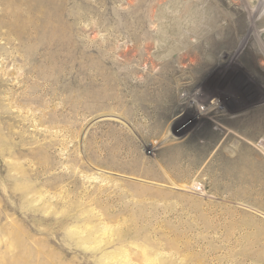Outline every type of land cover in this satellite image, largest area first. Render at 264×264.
Here are the masks:
<instances>
[{
  "label": "rangeland",
  "instance_id": "374dc122",
  "mask_svg": "<svg viewBox=\"0 0 264 264\" xmlns=\"http://www.w3.org/2000/svg\"><path fill=\"white\" fill-rule=\"evenodd\" d=\"M54 3L0 0V264H264V65L163 59L211 0Z\"/></svg>",
  "mask_w": 264,
  "mask_h": 264
},
{
  "label": "bare ground",
  "instance_id": "6f19581e",
  "mask_svg": "<svg viewBox=\"0 0 264 264\" xmlns=\"http://www.w3.org/2000/svg\"><path fill=\"white\" fill-rule=\"evenodd\" d=\"M22 1L25 2L26 5L22 7L24 10L19 9L20 11L29 10L44 13L45 11L57 12L60 8L59 6L57 7L54 0H34V5L32 6L28 5L29 1L32 0ZM222 1L223 0H211V16L206 18V20L209 21V27L206 28L201 26V22L204 21L205 15L200 11L198 12L199 14H195L196 19L198 18V22L195 26L188 30L180 28L174 30L172 35L176 38L171 41L168 49L167 41L163 38L156 44L157 49L166 48L167 52L163 57L165 61L173 57L178 62L179 59L182 58L180 53L193 52L194 54L198 49H202L204 45H207L211 47V65L213 68L217 65L212 70L215 73L224 70L225 72H232L233 70L235 71L237 65H239L243 67V70L240 69V73L243 74L245 70L249 72L250 65H253V63L254 65L255 63L264 65L261 63V61H264V0H242V7L246 9V15L250 23L247 27L248 29L245 36L243 35L244 37H241L242 39L236 38L238 30L236 26L233 27L236 22L233 20L231 14H228V12L226 13L224 8L222 9ZM29 4H31V2ZM163 36L161 32V37ZM239 51L240 53L242 52L240 57ZM197 54L198 52L195 54L196 58Z\"/></svg>",
  "mask_w": 264,
  "mask_h": 264
}]
</instances>
